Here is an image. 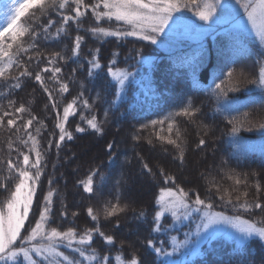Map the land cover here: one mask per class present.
<instances>
[{
	"label": "trees",
	"instance_id": "16d2710c",
	"mask_svg": "<svg viewBox=\"0 0 264 264\" xmlns=\"http://www.w3.org/2000/svg\"><path fill=\"white\" fill-rule=\"evenodd\" d=\"M90 2L92 0H85V3ZM195 11L193 9L182 13L190 14ZM49 12L51 18L57 21L49 30L54 32L59 26L60 18L55 12L51 10ZM47 20L48 16L41 15L39 7L34 5L25 10V15L19 22L25 26L36 27L47 23ZM99 24L119 30L128 28L123 22L115 20L100 21ZM94 26L96 21L89 9L83 18L82 28ZM229 30L230 35H226L225 30H222L210 34L200 43L185 40L174 49L161 46L159 43L151 44L133 36L125 39L106 37L98 40L89 33L80 31L79 34L85 37V43L81 46L82 56L91 59L92 53L99 48L98 55L104 68L99 77L92 79L87 75L86 63L83 68H79L71 59L67 63L60 62L61 79L69 84V92L63 96L56 92L58 85L48 79L50 73H43L47 87L53 91V99L57 100L56 110L52 109L47 93L31 77H21L19 89L12 90L7 86L13 83L12 77L18 75L15 67L9 71L7 81L0 79V106L3 110L14 112V108L8 106L9 100L16 102L15 107L23 104L29 112L16 114L24 117V120H18L17 124L24 123L30 118V114L34 115L37 119L29 131L35 135L34 129L40 126V121L46 126L41 128V134L37 137L40 148L47 149L49 140L52 141L51 149L44 154L43 175L38 182L33 206L21 235L24 236L29 228L34 226L43 207V198L50 189L57 193L52 198L50 225L60 230L75 226L78 231H82L98 223L100 230L105 235H111L115 243L111 246L106 245L103 238L97 235L93 238L92 247L101 256H109L111 258L109 264H117L118 261L128 263L133 257L138 258L140 264H168L161 257L164 251L157 253L148 245V240H152L156 247L168 250V238L176 233L170 229L161 233L152 231V218L157 210L156 200L162 188L182 187L189 192L191 199H194V193L198 192L201 199H210L214 211L264 221V212L261 210L257 209L251 213L237 211L232 204L226 202L227 195L225 200L220 199L221 194L230 193L234 204L238 203L237 196L241 197L240 202L244 199L251 202L256 197V189L252 185L258 181L261 186L259 199L264 203V151H262L264 133L258 128L260 123H264V107L257 103L233 113L243 124L237 133L246 147V151L241 154L237 152L233 142L235 140L231 134L233 125L228 123L225 115L216 111L217 100L211 93V88H214L213 80L215 83H220V79L227 80V72L232 71V82L233 84L239 82L241 90L229 92V97H238L246 103L249 97L254 95L246 89L252 87L247 81L257 76L260 57L256 55V50L260 43L253 42L243 33ZM70 31L69 38L40 41L39 48L27 54L21 53L20 58L29 71L33 73L39 71L47 63L45 57L52 52L62 51L65 45L68 49L63 54L70 57L71 40L77 34L74 25ZM21 39L25 47L31 42L27 36ZM34 52L43 54L39 64L35 63V58L31 62L28 61V56ZM114 52L119 53V63L116 67L128 69L138 75L137 83L131 86L127 98L118 103L117 107L110 108L108 103L96 100L95 97L97 93L108 101L114 97L115 88L109 86L110 78L106 75L107 65L113 59ZM138 52L141 54L137 55ZM74 68L76 72L73 74ZM221 71L224 76H220ZM81 91L84 92L83 98L88 99L92 107L87 109L78 103L76 114L70 116L66 124L73 139L66 138L58 150L56 143L59 129L55 127L56 111L62 115L63 107ZM189 100L201 111L192 119L175 117L172 133L167 131L169 121H165L163 132H160L159 125L155 130L151 127L143 128V125L149 124L151 120H160L170 113L179 111ZM45 105L48 107L45 108ZM105 111L108 113L107 117L104 115ZM244 113H248L247 118L244 117ZM92 115H95L100 123L102 133L88 127L86 119H90ZM9 118L13 117H5V127H0V159L8 157L9 137L14 148L27 151L16 138L17 135L26 138L23 129L18 134L14 129L8 131L6 121ZM77 126L85 128V131L77 132ZM249 128L252 130L249 131ZM157 132L172 139L179 136L177 142L181 144L183 150L182 162L179 159L180 149L162 142ZM136 136H139V139H135ZM201 139L205 144L198 147ZM109 144L113 145L111 155L108 151ZM16 154L15 151L12 152L13 157ZM198 155H203L201 161L204 167L193 174L186 171V167L194 164V158ZM32 158L34 153L30 154V159ZM144 163L152 169L151 173L144 169ZM2 168L0 165V169ZM96 168L100 169L107 182L90 195L83 190L80 181L86 180L90 171ZM3 174L0 170V176ZM165 176L174 177L175 184L170 181L165 183ZM229 177H238L242 181L247 179V184L237 185L235 180ZM49 180L52 181L51 185L48 183ZM95 182L99 183L98 180ZM12 187L14 181H9V188ZM217 187L220 188V193L216 192ZM245 191L248 192L247 198L242 195ZM7 195L5 190L0 189V202H3ZM117 199L121 205L128 204V210L105 218L104 205L108 202L116 203ZM89 207H92L94 213L99 216L98 221H92L88 216ZM141 211L145 213L142 218L139 217ZM61 212H66L67 216H62ZM73 213L77 215L73 217ZM170 221L171 218L167 217L164 223ZM159 241H163L162 246ZM235 248L234 243L219 238L210 244L205 243L200 254L187 261L188 264H264V242L261 239L252 238L245 254L234 252ZM117 257H122V260ZM18 264L25 263L21 259Z\"/></svg>",
	"mask_w": 264,
	"mask_h": 264
},
{
	"label": "snow or ice",
	"instance_id": "6c2138e0",
	"mask_svg": "<svg viewBox=\"0 0 264 264\" xmlns=\"http://www.w3.org/2000/svg\"><path fill=\"white\" fill-rule=\"evenodd\" d=\"M34 5L39 7L41 15L48 16L47 23L36 27L25 26L24 23L19 22L20 18L25 15L27 8ZM89 9L96 21V26L83 29V18ZM193 9L196 10L194 14L199 20L206 24L223 26L236 20L241 30H246L250 26L259 38L260 45L256 50V55L260 57V61L258 62L256 78L247 81L252 87L247 88L246 91L254 93L249 97L248 102H242L238 97H229V92H239L241 90L238 86L239 82H236V84L232 82V71L227 72V80L220 79V83H215V80H213L214 88L209 86L212 95L217 100L218 107L216 111L221 115H225L228 123L233 125L231 129V134L235 137L233 142L236 145L237 152L242 154L246 151V147L241 138L237 136V133L243 124L233 113H238L241 109L257 103L264 107V50H262L264 49V0H92L90 3H85V0H14L13 7L9 9L4 24L0 25V79L7 81L9 71L15 67L18 70V75L12 77L13 83L7 86L12 90L19 89L21 88V77H31L47 93L52 109L56 110L57 100L53 99V91L47 87L43 73H50L48 79L58 85L56 92L63 96V94L69 92V84L61 79L62 67L59 66L60 62L67 63L71 59L79 68H83L86 63L88 65L87 75L92 79L99 77L101 70L104 68L99 59V48H96L92 53L91 59L82 56L81 46L85 43V37L79 34L80 31L89 33L98 40H103L106 37L125 39L133 36L155 44L157 37L165 34V29H168L169 35H175L177 29L182 24H186L191 27L197 37L203 38V36L211 33L213 28L205 27L204 24H197L188 17L175 15ZM241 9L243 16L240 13ZM49 10L55 12L60 18L59 26L55 28L54 32L49 30L57 24V21L51 18ZM244 16H246V22L243 20ZM238 17L239 19H237ZM30 19L31 17H29ZM113 20L123 22L128 28L119 30L106 28L99 24L100 21L111 22ZM170 24L171 27H169ZM73 25L77 34L71 40V56L63 54L68 49V46L65 45L62 51L52 52L45 57L47 63L39 71L35 73L29 71V68L25 66V62L20 58L21 53L27 54L29 51L39 48L40 41L48 42L50 40H60L62 37L69 38L71 36L70 29ZM225 34L230 35V30L225 28ZM25 36L31 41L27 47L21 39ZM140 54V52L137 53V55ZM42 55L40 52H34L33 55L28 56V61L31 62L35 58V63L39 64ZM118 57L119 53L114 52L113 59L109 61L106 72V75L110 78L109 86L115 88L113 99L108 101L100 93H97L95 97L96 100H103L104 103H108L110 108H115L118 103L123 102L127 98L131 86L137 83L138 73L116 67L119 63ZM75 72L76 69L74 68L73 74ZM220 76H224L222 71ZM83 97L84 92L81 91L78 96L63 107L62 115L59 111H56L57 122L55 127L59 129L56 143L58 150L66 138L67 140L73 139L72 133L66 128V124L69 117L76 114L78 103L87 109L92 107L88 99ZM15 103L14 100L8 101L9 108H14V112L4 111L3 107L0 106V113H2L0 114V127H5V117L12 116L13 118L6 121L7 129L10 132L14 129L17 134L23 129L26 138H21L19 135L16 138L27 151L14 148L12 139L9 137L7 142L8 157L0 159V165L3 166L0 170L4 173L0 176V189L8 193L7 198L0 202V264H18L21 259L26 261L27 264H109L111 258L107 255L101 256L92 247L93 238L97 235L103 238L106 245L111 246L115 243L111 235H105L100 230L98 223L94 227L84 228L82 231H78L75 226L60 230L58 227L50 225L52 198L57 195L54 189H50L47 195L44 196L43 207L39 212V218L34 222V226H31L24 236L21 235L33 206L38 182L43 175L42 162L44 161V154L51 149L52 141L49 140L47 149L40 148L37 137L41 134V128L46 126L40 121V126L34 129V135L29 129L32 128L33 122L37 118L31 114L30 118L18 125L17 121L24 120V117L16 114L29 112V109L25 108L23 104L15 107ZM47 107L45 105V108ZM200 111L189 100L179 111L170 113L160 120H151L149 124L143 125V128L151 127L155 130L159 125L160 132H163L165 121H169L167 131L172 133L175 117L183 116L192 119ZM107 114V111H105V117H107ZM244 117L247 118L248 113H244ZM81 118L85 119L84 117ZM86 123L95 132H103L95 115H92L90 119H86ZM258 128L264 133V123H260ZM248 130L251 131L252 129L249 128ZM76 131L83 133L85 128L77 126ZM160 132H157V136L162 142L180 149L179 159L182 162L183 150L181 144L177 142L179 136L172 139L160 135ZM135 139H139V136H136ZM149 143H151V140H149ZM204 144L205 141L201 139L198 147ZM112 150L113 145L109 144L108 151L110 155ZM13 151L17 153L15 157L12 156ZM262 151H264V147H262ZM32 153H34V158L30 159ZM143 167L147 172H152L147 163H144ZM161 175H163V170H161ZM229 178L234 179L237 185L247 184V179L242 181L238 177ZM96 180L99 183H96ZM9 181H14V187L11 189L9 188ZM169 181L175 184L174 177L165 176V183ZM106 182L107 178L103 176L99 168H96L92 169L87 179L80 181V184L86 193L92 195L94 191L102 188ZM48 183L51 185L52 181L49 180ZM252 186L256 189V197L251 202L248 199L240 202L241 197L237 196L236 201L238 203L234 204L230 193L221 194L220 199L225 200V195H227L226 202L232 204L237 211L242 210L245 213H251L259 209L264 212V203L259 199L261 186L258 181ZM220 191V188L217 187L216 192L220 193ZM242 195L247 198L248 192L245 191ZM194 197V199H191L189 192L179 186L174 189L162 188L160 190L156 200L157 210L152 218L153 232L161 233L173 228L177 223H182L184 220H192L194 213H202V215L195 217L199 223L195 225L194 230L190 228L189 232L184 233V241L173 247L172 252H167L162 247H156L152 240H148L149 247H152L157 253L164 251L166 256H172L176 252H180L181 249H184L181 253L183 257L196 256L200 254L202 244H210L213 240L223 238L236 245L234 252L245 254L247 245L254 236H258L264 241V221L243 219L239 215L227 216L224 213H214L210 199H201L198 192L194 193ZM128 208V204L121 205L119 199H117L116 203L108 202L105 204L103 212L105 218H109L125 212ZM87 214L92 221L99 220V216L94 213L92 207L87 209ZM61 215L66 217L67 213L61 212ZM72 215L75 217L77 213ZM144 216L145 213L141 211L139 217ZM167 217L172 218L171 224L164 223ZM221 225H231L235 231H230ZM173 240H175V237H173ZM18 241L19 243H17ZM159 243L161 246L163 245V241H159ZM61 249L69 250L71 255L65 254V251ZM117 259L122 260V257H117ZM128 264H140V261L138 258L133 257ZM168 264H188V261L186 259L171 260Z\"/></svg>",
	"mask_w": 264,
	"mask_h": 264
},
{
	"label": "rangeland",
	"instance_id": "374dc122",
	"mask_svg": "<svg viewBox=\"0 0 264 264\" xmlns=\"http://www.w3.org/2000/svg\"><path fill=\"white\" fill-rule=\"evenodd\" d=\"M14 4V0H1L0 1V25H3L5 22V18L6 15L9 14V9L11 7H13ZM241 16H243V11L242 9L240 10ZM176 16H184V17H188L191 20H194L197 24H204L205 27H211L213 28V31L205 36H203V38H199L197 37V35L192 31L191 27L189 25L186 24H182L178 29H177V33L175 35H169L168 34V29H165V34L160 35L157 37V42L159 43L161 46L167 47V48H171L174 49L177 46H179L182 42H185V40H188L191 43H200L203 39H205L206 37L210 36V34H215L216 32H220L222 30H225V28L227 29H232L235 32H240L243 33L244 35H246L247 37L251 38V40L253 42H259V38L256 36L255 32L253 29H251V27L249 26L246 30H241L239 25L237 24L236 20H233L230 24L228 25H223V26H217V25H210V24H206L203 21H200L199 18L194 14V13H190V14H185V13H176ZM175 19V17H174ZM239 19V17L237 18ZM244 22H246V16L243 17ZM169 27H171V24L169 25ZM163 38V39H162ZM162 39V40H161ZM203 156V155H202ZM202 156L198 155L197 157L194 158V164H191L189 166H187L186 171H189L193 174V172H199V169H202L204 167L201 158ZM214 213H223L220 211H214L212 210ZM227 216H231L228 215L226 213H224ZM197 215H202V213L200 214H193V219L192 220H184L182 223H177L173 228H169L172 231H176L175 234H173L171 236V238H168V243H169V249L166 250L167 252H172L173 251V247L180 245L185 237H184V233L189 232L190 228L191 229H195V225L197 223H199L198 220L195 219V217ZM171 218V217H170ZM245 219V218H243ZM172 223V218L171 221L167 224H171ZM222 227L228 228L230 231H235V229H233L231 227V225H221ZM261 226V225H258ZM168 229V230H169ZM166 232V231H164ZM173 237H175V240H173ZM253 238H259L258 236H254ZM260 239V238H259ZM264 242V241H263ZM205 244V243H204ZM202 244L201 247L204 245ZM62 250V249H61ZM65 254L71 255L69 250H64ZM184 251V249H181L180 252H176L174 255L172 256H166L164 254V252L161 253V257L168 263L171 260H179V259H186V260H190L196 256H187V257H183L181 255V253ZM201 251V248H200ZM38 259V258H37ZM23 260V259H22ZM25 264H27L26 261H24ZM117 264H128L125 263L123 261H118Z\"/></svg>",
	"mask_w": 264,
	"mask_h": 264
}]
</instances>
